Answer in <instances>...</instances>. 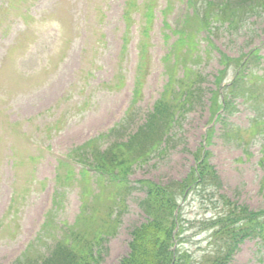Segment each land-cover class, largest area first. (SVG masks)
Wrapping results in <instances>:
<instances>
[{"label":"rangeland","instance_id":"obj_1","mask_svg":"<svg viewBox=\"0 0 264 264\" xmlns=\"http://www.w3.org/2000/svg\"><path fill=\"white\" fill-rule=\"evenodd\" d=\"M0 4V23L8 20L19 22L20 11L32 9L33 5L30 15L35 17L34 11L37 10L36 14L46 24L44 26L45 33L38 38L39 44L36 46H33L36 31L26 33L11 44L8 43L12 34L11 30L8 35L0 38V153L3 154L4 144L10 142L14 146V153L24 161L27 160V155L33 152L38 154L37 176L45 179L44 185L36 186L37 192L18 213L22 218L20 226L16 227L13 222L9 226L0 228V264H7L18 255L27 242L30 244L20 258L22 262L32 256L39 257L50 249V239L42 241L40 236L36 238L35 232L43 220L44 212L50 206L48 194L53 176L54 155L66 153L82 145L88 139L105 133L123 118V110L128 101V98L123 96V90L131 91L133 87L134 67L138 58L136 48L138 33L135 30L136 27L132 25L131 30L135 32V37L131 38L129 44L130 47L135 45V50L128 47L127 59L129 62L125 65L122 60L117 63L114 55L110 58L113 45L121 33V30L117 29L124 22L120 19L114 23H109L106 20L108 27L113 30H105L101 12L86 13L84 10H92V8H87L78 0H0ZM180 10L179 6L173 14L169 15L168 20L172 25H176ZM120 13L121 7L117 9L116 16ZM32 20L29 17L31 30L34 28ZM87 24H89L88 30L82 32L83 27ZM12 30L17 31L16 24H13ZM242 40L244 39L240 40V44L238 39L235 45L230 46L229 38L225 33H221L214 42L217 48L233 56L238 53H235L234 49L243 46V44L241 45ZM203 45L204 43L201 48ZM149 47H151L150 44ZM259 47H261V53L264 54V43ZM108 48H110L109 51L102 56ZM157 49L158 46L153 44L152 58L148 65H141V62L138 65L139 72L148 68L145 95L149 103L146 106L144 101L141 103L142 112L129 124V131H124L122 139L137 129L143 121L144 114L159 98L162 79L159 76L158 66L160 64L156 60L161 51ZM246 49H248L247 46L244 51ZM239 55L237 54L235 57ZM99 57H101V67L98 61ZM22 60L24 62L21 63ZM45 61H47L46 66L44 65ZM63 61L66 63L61 65ZM91 63L94 66L90 79H95L97 76L102 79L108 78L112 75L113 69L115 86L119 82V77L123 78V89H117V94L111 98L109 93L104 94L100 97L101 104L87 96L88 91L83 83L75 81L74 74H78L81 67L86 68ZM214 65V61L209 62L205 72H210ZM125 69L128 70L127 79L123 76ZM253 70L261 72V68L258 66ZM230 77L231 73L228 72L224 81H229ZM95 82H90V86ZM210 82L211 80L207 76L205 84L209 85ZM159 87L160 90L157 92ZM65 89L71 90V97L66 99V102H62L58 108L47 109L63 94ZM203 98L205 99V97ZM168 101L171 105L174 103L172 97ZM134 106L139 108L137 103H134ZM262 106L264 105H260V107ZM175 107L176 104L169 110H175ZM197 107L201 108L197 109ZM81 108L99 109V111L84 120L75 122L67 131L63 129L60 132L61 136H42L45 134L44 125L54 122L58 112L64 109L70 119L74 116V112H78ZM207 109L210 110L209 113H206ZM212 111L216 112L210 109L208 100H206L201 106L195 104L193 109L178 118L173 116L168 124L171 134H164L166 136L165 151L153 156L146 165L134 166L131 169L127 176L129 183L127 191L119 192V201L116 200L118 203L113 207L112 218H116L117 232L109 238L107 253L103 262L99 264H117L118 260L127 252L129 227L143 220V208L141 206L140 209L138 203L144 195L146 197V187L144 183L138 181H149L161 187H170L174 182L182 181L194 168L197 171L203 168L205 173L203 176L207 177L206 182L203 184L200 182L205 179L203 176L193 182L188 188L187 197L182 199L177 195L174 202L178 206H172V210L164 216L165 219L174 221L176 224L172 243L174 250L178 253L185 251L188 256L190 255L192 262L200 260L208 253L212 256L216 252L213 256L217 261L222 257L220 264H263L264 253L260 252L258 248L260 246L258 239L245 240L237 247L236 251L232 252L234 255L230 253L227 255L231 245H227L225 238L214 234L216 228L212 231L209 228L211 226L208 225H211L209 222L212 219L209 216H217L222 211V202L225 199L237 202L250 210L264 208V187L261 188L264 173L256 164L258 140L252 141L248 147L243 144L248 142L247 139L255 136L260 137V133L264 132V123L261 127L253 125L250 116H245V112H238L235 116L236 119L230 118V121L233 122L231 126L221 132L223 136L218 135V131L222 128L215 124L216 132L211 135L212 138L209 141L205 142L204 140V144H202L204 127L208 126L214 118ZM15 122L16 124H14ZM158 122H160L157 123L158 127L155 126L153 129H159L160 135H162L163 128H167V124L160 118H158ZM63 124H65V120H63ZM250 124L252 128L248 129ZM26 130L32 131L31 136L22 133ZM50 133H54V128ZM50 137L52 138L50 139ZM170 138L172 141L168 145L167 142ZM48 140L49 142H47ZM108 143V138H104L99 144L104 148V145ZM48 144L51 148H46ZM30 172L31 168L27 163L22 167V180L18 183L20 190L28 186L29 182H25V180L30 178ZM99 188L101 189V201L99 206H96L98 212L95 215L99 220L92 225L97 228L101 226L102 218L108 213L107 208L110 203L107 202L106 197L112 193L110 186L96 187V192ZM77 192H80L79 186L69 188L62 206L53 209L51 234L59 233L54 232L59 226L62 229L63 224L67 226L75 221L80 205ZM22 204L18 202L17 207L22 208ZM6 205L5 203L1 204L0 215L5 212ZM5 215L7 218H11L13 214L10 211L5 212ZM58 230L60 231V229ZM261 251L263 250L261 249ZM14 261L9 264H13Z\"/></svg>","mask_w":264,"mask_h":264},{"label":"trees","instance_id":"obj_2","mask_svg":"<svg viewBox=\"0 0 264 264\" xmlns=\"http://www.w3.org/2000/svg\"><path fill=\"white\" fill-rule=\"evenodd\" d=\"M263 8L264 0H217L213 4L211 2L206 6L204 4L196 8L195 14L190 19L194 24L193 28L190 29L191 39H195V32L209 29L211 23L222 24L225 22L234 26L238 23V19L239 23L242 22L244 15L248 13H254L255 16L259 17ZM184 33L181 32V34ZM175 46L178 47V44ZM167 71L170 74V70ZM187 90L188 85L184 78L175 80L171 74L169 75L168 81L157 100L159 103L153 104L154 111L145 125L146 128H149L146 132H151V126L155 122L157 123L158 118L168 126L173 116L177 117L176 113L181 110L179 107L184 105L185 108V104L191 105V102L185 101L188 97L184 99ZM170 97L174 101L172 105L168 101ZM174 104H176L175 110H169ZM148 140L147 136H137L136 134L127 142H118V144L106 147L104 151L97 146L96 141H90L85 146L80 147L77 155H74L76 162L82 165L79 174L83 179H86L88 171L91 169L99 175L102 172L112 176L114 172H120L121 175L128 171L129 165L133 163L134 143L138 146L146 145ZM65 164L68 166V170L64 179L70 181L74 178V167ZM191 171L193 177H190L191 180H188L187 184L198 180L195 178L196 172L193 169ZM198 172L200 178L205 174L203 168ZM141 182L144 183L147 192L145 205L143 204L146 220L139 226L132 228L131 238L128 242V253L119 260L118 264H220L222 259L214 260L212 263L208 257L201 262H190V257L185 252L178 253L172 250L173 231L176 224L174 221L165 219L164 216L172 210V206H175V192L149 181ZM176 187L178 188L179 185ZM225 203V211H222L210 223L217 227L214 234H218L220 237L225 235V242L229 246L236 241L238 236L252 232L255 235L259 234L264 239V209L252 211L247 207H240L228 201ZM88 224L89 222L84 224L81 231L73 232L77 239L75 238L65 245L62 243L60 250H55L35 264H97L103 253V244L113 234L115 225L109 224L107 228L101 225L94 228Z\"/></svg>","mask_w":264,"mask_h":264}]
</instances>
